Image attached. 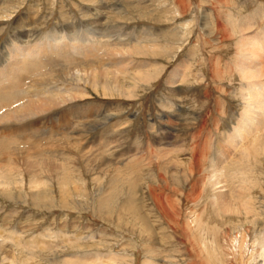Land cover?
<instances>
[{
  "label": "rangeland",
  "instance_id": "obj_1",
  "mask_svg": "<svg viewBox=\"0 0 264 264\" xmlns=\"http://www.w3.org/2000/svg\"><path fill=\"white\" fill-rule=\"evenodd\" d=\"M259 5L264 0H0V69L12 40L28 46L52 30L66 43L86 35L110 42L75 59L61 57L50 67L55 69L42 75L16 73L23 90L36 88L19 103H41L35 95L46 92L49 83L55 82L54 92H59L64 70L117 79L129 91L126 96L104 92L82 81L73 91L74 101L18 122H0V164L6 165L0 168V241L10 255L3 260L0 252V264H25L26 256V264H66L63 259L80 264L75 256L94 253L108 256L91 264H237L230 247L243 231L252 252L247 255H253L249 264H259L255 244L264 239V149L256 140L230 148L222 142L242 110L240 79L231 68L236 35L226 32L225 14L245 16ZM216 20L223 29L215 30ZM220 36L225 38L221 43ZM183 61L185 66H179ZM179 67L174 82H167ZM87 108L88 117H74V129L65 131L71 120L65 124L58 117ZM53 119L62 123L57 133L73 135L13 137L17 127L30 123L40 126L36 131L42 137ZM241 146L249 148L248 157H239ZM212 155L230 159V167L243 161V172L225 180L230 181V201L253 215L229 214L222 223L210 211L214 224L212 219L206 223L216 253L206 254L188 223L189 215L204 214L206 206L197 208L196 190ZM31 156L49 165L55 160L64 170L51 165L29 171L23 160Z\"/></svg>",
  "mask_w": 264,
  "mask_h": 264
},
{
  "label": "bare ground",
  "instance_id": "obj_2",
  "mask_svg": "<svg viewBox=\"0 0 264 264\" xmlns=\"http://www.w3.org/2000/svg\"><path fill=\"white\" fill-rule=\"evenodd\" d=\"M224 1L226 2L227 0H224ZM251 11L252 12L246 14L245 16L243 14H242L243 16L235 15L234 13H232V11H231V15H230V11H228V13L225 14L226 15L225 27H227L226 32L227 31H233L234 32L233 34L236 35V41L234 42L235 43L234 44L235 45V55H234V58L232 59V62H231V68L234 70V72L237 73L238 78L240 79V86H239L238 95L241 99V105H242V110L239 114L237 122L234 124V126L231 128V130H229L227 135L222 138L223 144H225V146L226 147L228 146L229 148H230V146H234V145L237 146V145L241 144L243 141H245V140L248 141L250 139L252 141L256 140L257 142H259V144H261V146H263V149H264V6L259 5L257 8H255ZM258 25L261 27H258ZM223 27H224L223 24L220 21L216 20L215 30L219 31V30L223 29ZM226 32L224 31L225 34H223V36L225 35V37H227ZM223 36L222 37L220 36L219 43H221L222 40L225 39ZM68 40H69V42H67V43L64 42L63 37H60L59 35H57V33L55 31L53 32V30H52L51 32H49L47 35L44 36V39L42 41L41 40L36 41L34 44H31L28 46H26V44L23 42H19V40H15V41L12 40L11 41V43L8 47L7 57L5 59V61L6 60H8V61H7L6 65L0 69L2 74H3L0 78V111L2 109H4V112L0 114V122L6 123V122H11L12 120L18 122V121L24 120L25 118H28L30 116L38 115L39 113L46 112L47 110H49L51 107H53L55 105L59 106V105H63V104L68 103V102H72L76 99V96H75L76 93L73 91H76L79 88L80 82H82V81L90 84L93 88L100 86L104 92H108L109 90H111V91L113 90V91H116L117 93H119L120 95L126 96L127 94H129L128 90H126L124 87H122L121 85H118L116 83L117 79H115L113 82L109 81L108 79H104V78L103 79L99 78L100 80H98L97 77H95L91 73L89 76L84 77L83 75L79 74V72H80L79 70H78L79 72L78 71L75 72L73 69L74 72H70L69 70H67V71L64 70V71H62V74L58 76V78H61L63 75H65V76H63V78H61L63 80V82L59 86L60 88H58V90H60L59 92L58 91L54 92V91H56V89L58 87L56 84H54L55 82L49 83V84H47V86H50V88H48V90L46 92L44 91V93H42V92L39 93L37 91L38 94L35 95L36 99L39 98V100H42L41 103H38L37 105H32L31 103H29V101L28 102L26 101L27 99H25L26 104L19 103L20 100L22 101L23 97L25 98L27 92L34 91L36 88L34 89L33 87H30L31 88L30 90H28V88L27 89L25 88L23 90L22 89L23 85L21 84L22 86L20 87V84L16 79V75L18 73L30 71V72H34V73H41V75H42V74H44V71L50 70V72H51V69H55L54 67L53 68H50V67L57 64L59 61L58 59H60L61 57H66L65 59H71V58L75 59V57L84 54V52L89 53L90 50L99 51L100 49H103L108 43H110L109 41L104 42L101 40L100 37H95L94 35H90V36L86 35L85 37H83L81 39L69 37ZM75 43H77V48H75ZM124 49H125V47H124ZM147 50H148V48H147ZM130 52H131V50H130ZM183 62H184V64L180 63L179 66H181V67L185 66L186 62L185 61H183ZM71 63H74V61ZM79 65H81V64H79ZM47 67H49L50 69ZM96 67L98 69L99 68L101 69V67H99L97 65H96ZM102 68H105V66ZM93 69H95V67ZM100 69H99V71H100ZM179 69H180V67L175 68L173 71H171V73L169 74V78H168L167 82H169V83L174 82V77L177 76ZM12 71L13 72L15 71V72L13 74H11ZM111 72H113V71H111ZM92 73H94V72H92ZM111 74H113V73H111ZM108 76H110V75H108ZM116 76L115 77L112 76V77L117 78ZM144 76H145V79L149 78V74H145ZM46 77L48 79L52 80V78H51L52 76L50 77V75L49 76L47 75ZM46 77H44V78H46ZM40 81L37 80L36 82H40ZM26 84H27V82H26ZM29 84L30 83H28L27 86ZM24 85H25V83H24ZM31 85H33V82H31ZM43 86H45V85H43ZM104 94H106V93H104ZM21 96H23V97L21 98ZM28 100H30V99H28ZM14 105H16V106H14ZM88 107H90V106H88ZM88 109L89 108L81 110V111H80V109L76 110L75 111L76 114H73V117L70 116L69 118L67 117V115H71L72 112H64L62 115H60L58 117L60 122H65L67 120H69V121L71 120V122H68L70 124V126H68L67 129H65V131L73 128V127L71 128V125L73 123L74 117L75 118H77V117L78 118L88 117L86 115V113L89 112V111H87ZM81 113H83V114H81ZM65 124H66V122H65ZM61 125H62V123H61ZM61 125L58 124L57 121L55 122L53 119V121H51L50 125H48L49 127H48V132L45 133L46 135H44V136L42 135V137H40V136H38L37 131H36V127L40 128V126H37V123L25 124V125H22L21 127H17L15 129L13 137L14 138L17 137V138H20L22 140H25L26 138L46 140L44 138L50 137L51 136L50 134H52V135L57 134L58 135L59 133H57V132L60 129L59 126H61ZM80 127H84L87 130L90 129L89 128L90 125H86V124H83V126H80ZM65 131H62L63 133L61 132L59 135H61V134H65L66 136L67 135L68 136L73 135V134H69L71 132H65ZM27 132H29V134ZM74 135H75V132H74ZM20 136H22V137H20ZM36 136H38V138H36ZM63 139H65V137ZM73 140H74V138L70 137L69 141L73 142ZM20 142H22V141H20ZM17 144H16V146H17ZM13 146H15V145H13ZM7 148L10 150L9 147H6L5 149H7ZM240 148H241V150L239 153V157H241V159L243 157H248L251 154L249 152L248 147H244V146L242 147L241 146ZM16 149H17V147H16ZM16 149L14 151H16ZM3 153H5V152L3 151ZM47 158H49V157H47ZM224 158H225V155H224ZM37 159L32 158V156L26 157L23 160L25 168H27L30 171V170H34L36 168L38 169V167H39V170L42 171L45 168H48V167L50 168V166L52 165L53 168H55V169L64 170L63 168H61V167H59L53 163V161H55V160H52L51 161L52 164L49 165V163H48L49 161L48 162L45 161L46 163L45 162L43 163L42 161H39ZM45 159H46V157H45ZM221 159H222V156H220V155L219 156H213L212 155L211 158H209V160H208L209 163L207 162L206 166L204 164L203 170L206 171V175L204 178H201L202 179L201 185H200L201 189H199V191L196 190V192H197L196 197L200 198L198 201L197 208L206 206V208L204 210V214L200 215V212L202 211L201 210L195 217L193 215H189V217H190L189 223H188L189 227L191 228L192 232L194 231L195 233H198V235H200V239L198 238L197 241L200 242L201 247H202V251H204V253H206V254L208 251H210L212 253H216L215 248H214V236L211 233V231L209 230L208 223H206V221H209L212 219L211 225L214 224L213 216H212V213L210 211H212L214 213V215L217 218H219L222 223L225 219V216L229 215V214L230 215L233 214V215H237V216L245 215L246 219H247L248 215H250V214L253 215L252 212H250L251 211L250 209L246 208L245 206H243L241 204L236 205V203L230 201V197L232 195L230 194V187L228 186L230 184L229 180H231L233 177L237 176V173L239 171H240L239 173L243 172V170L245 169V166H243L241 164L243 161H239V160L233 161V163H231V167H230V159H228V157H227L228 160H226V161L223 160V161L228 162L229 165L226 164L224 166V164H222L223 161ZM66 160H68V159H66ZM42 163H43V165H41ZM44 164H46V165H44ZM219 164H220V166H219ZM4 165L5 164H2L0 166V168L4 169L6 167V165H5V167H4ZM234 167H235L234 171L232 173H230V169H232ZM53 171L56 172L55 170H53ZM1 173H4V170L0 171V179L2 178ZM56 174L60 175L61 173L56 172ZM226 177L229 178L228 182H226V180H225ZM33 182H34V184L38 183L37 181H33ZM0 184H1V181H0ZM6 184H9V183H6ZM201 201H202V203H201ZM161 209H162V211H165V210L168 211V209H165V207L163 205L161 206ZM169 214H171V213H169ZM254 218H252V219H254ZM135 221H137L139 223L140 219L137 218ZM251 221H253V220H251ZM245 222L246 221H244V223H242V224H244L243 226H245ZM143 225H145V224H143ZM141 231L142 232L144 231L143 228H139L138 232H141ZM235 236H237V237H234L236 239H234L235 241H234L233 245L230 247L231 248L230 250L233 251L231 254H233V256H235V258H236L235 262L237 264H249V258L253 257V255H247L248 253H252V252H250V249L248 248L249 245L247 244V241L245 240L246 238H248L247 233H246V231H243V232H240L239 235H235ZM10 239L12 240L13 238L10 237ZM150 239H151V237H150ZM3 243H4V241H0V249H3L0 252H2L4 254L3 260H6L8 258V255H9V250L6 248V245H4ZM42 244H44V242ZM255 245H258L257 252H258V256L260 257L259 264H264V239H262V241H261V238H260V241L258 243H256ZM149 252H152V249L149 250ZM2 253H1V255H2ZM70 256H74V255H70ZM107 256L108 255L102 256L98 253H94V255H92V254L77 255V256H75V258L79 260L80 264H91L93 259H97L98 261H101L102 257H107ZM206 257H208V256H206ZM25 259L28 260V257L27 256H26V258L24 257L22 263L26 264V263H28V261H26ZM62 261L66 264H72L74 262L72 259H63ZM15 263L17 264V262H15ZM94 263H96V262H93V264ZM145 264H156V263L150 260V262L147 261Z\"/></svg>",
  "mask_w": 264,
  "mask_h": 264
}]
</instances>
